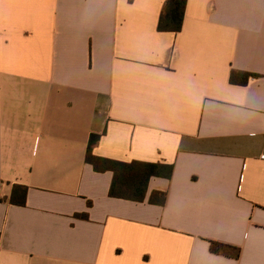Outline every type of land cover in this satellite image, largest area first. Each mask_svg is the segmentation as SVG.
<instances>
[{"label":"crops","instance_id":"obj_1","mask_svg":"<svg viewBox=\"0 0 264 264\" xmlns=\"http://www.w3.org/2000/svg\"><path fill=\"white\" fill-rule=\"evenodd\" d=\"M167 1L0 0V264H264V0ZM94 135L172 178L111 198Z\"/></svg>","mask_w":264,"mask_h":264},{"label":"trees","instance_id":"obj_2","mask_svg":"<svg viewBox=\"0 0 264 264\" xmlns=\"http://www.w3.org/2000/svg\"><path fill=\"white\" fill-rule=\"evenodd\" d=\"M187 0H168L165 4L159 23L160 32L179 33L183 29ZM254 75L249 73L233 72L231 83L234 85H247L249 79ZM100 136L94 135L91 138L87 154V162L93 165L95 171L113 173V182L110 188V197L136 203L146 201L149 184L152 178L171 179L174 173V166L161 163L144 162H120L108 160L93 155L94 147L99 143ZM167 195L161 192H154L151 203L165 205ZM26 205V200L22 203ZM87 218V217H86ZM211 252L228 257L239 259L241 250L237 247L211 241Z\"/></svg>","mask_w":264,"mask_h":264}]
</instances>
